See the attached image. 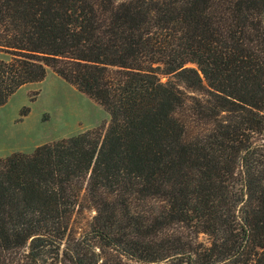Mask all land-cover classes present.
Wrapping results in <instances>:
<instances>
[{"label":"trees","instance_id":"1","mask_svg":"<svg viewBox=\"0 0 264 264\" xmlns=\"http://www.w3.org/2000/svg\"><path fill=\"white\" fill-rule=\"evenodd\" d=\"M0 53L110 115L0 158V264H264V0H0Z\"/></svg>","mask_w":264,"mask_h":264},{"label":"rangeland","instance_id":"2","mask_svg":"<svg viewBox=\"0 0 264 264\" xmlns=\"http://www.w3.org/2000/svg\"><path fill=\"white\" fill-rule=\"evenodd\" d=\"M1 58L4 55L0 53ZM205 92H191L189 96L203 98ZM25 109L29 112L22 116ZM109 121L110 115L99 103L55 73L48 72L43 82L21 88L0 107V157L13 150L33 153L34 148L43 144L103 127ZM92 216L90 211L77 215L75 225L85 227ZM200 240L209 242L203 234Z\"/></svg>","mask_w":264,"mask_h":264},{"label":"crops","instance_id":"3","mask_svg":"<svg viewBox=\"0 0 264 264\" xmlns=\"http://www.w3.org/2000/svg\"><path fill=\"white\" fill-rule=\"evenodd\" d=\"M49 73L50 72H53L52 70H49L48 71ZM54 73V72H53ZM29 85H31V84H29ZM26 86H28V85H26ZM26 86H24V87H26ZM2 107V106H1ZM36 148H34L33 149V151L35 150ZM14 152H24V153H31L32 151L30 150V151H28V150H26V151H24V150H21V151H19V150H16V151H11L9 154H7V155H5V156H3V157H0V158H5V157H7V156H9V155H11L12 153H14Z\"/></svg>","mask_w":264,"mask_h":264}]
</instances>
